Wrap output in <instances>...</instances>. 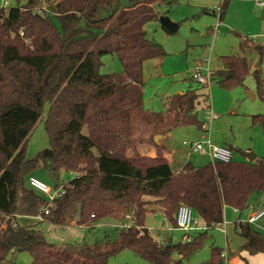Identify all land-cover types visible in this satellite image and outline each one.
I'll return each mask as SVG.
<instances>
[{
	"label": "trees",
	"instance_id": "16d2710c",
	"mask_svg": "<svg viewBox=\"0 0 264 264\" xmlns=\"http://www.w3.org/2000/svg\"><path fill=\"white\" fill-rule=\"evenodd\" d=\"M13 1L0 9V264H11L9 255L21 251L31 254L33 264H108L124 250L153 264H185L202 247L207 230L193 233L189 242L163 244L145 227L148 213L161 212L177 227L179 205L187 204L212 228L224 222L225 206L242 212L253 195L264 192V153L252 162L233 158L197 167L189 160L174 172L164 156L166 147L154 141L156 134L203 123L201 93L193 88L173 95L162 112L144 109V64L166 55L145 27L159 20L154 4L163 0ZM230 3L224 4L222 19ZM239 36L244 52L252 41ZM256 50L263 57L264 46ZM113 54L122 72H102L103 57ZM220 61L213 76L227 89L242 86L253 67L244 54L222 55ZM253 73L264 99L262 71ZM136 117L160 130L147 140L136 138ZM41 121L49 146L28 157L29 138ZM252 123L264 135V113L254 114ZM144 142L156 147L155 156L140 154ZM38 165L53 181L62 171L76 174L51 203L27 183ZM78 212L80 224L126 214L132 222L115 239L70 244L77 257L49 242L42 229L19 223L40 216L70 224ZM236 229L244 239L241 249L264 253V232L243 220ZM224 253L225 248L212 246L210 258L198 264H226L237 254Z\"/></svg>",
	"mask_w": 264,
	"mask_h": 264
},
{
	"label": "rangeland",
	"instance_id": "374dc122",
	"mask_svg": "<svg viewBox=\"0 0 264 264\" xmlns=\"http://www.w3.org/2000/svg\"><path fill=\"white\" fill-rule=\"evenodd\" d=\"M1 3L0 0V5ZM13 3V0H9L8 6ZM217 3V0H163L154 4L160 12V16H168L179 27L177 31L168 33L163 28L160 20L151 21L145 27L148 37L159 42L165 49L166 55L148 60L144 64V109L147 113L162 112L168 108L170 97L180 92L184 93L189 88L196 89L198 93H201L198 104L200 119L204 120L207 107L221 116V118L210 124L208 135L214 142H225L233 145L235 149L233 153L237 155L236 157L244 160L241 152L246 151L248 148H252V151L256 154L259 152L258 155L264 153L263 131L259 125H253L252 123L253 114L264 113V99L258 95L253 73L260 56L256 46H264V7L257 6L251 1L231 0L229 7L226 9L225 17L218 27L220 33L214 38L209 30L215 28L217 23V17L212 13ZM239 35L249 36L252 41L251 46L244 52L240 49L241 38ZM229 54H244L253 63L252 70L245 78L242 86L233 89L224 88L216 76L212 77L211 84L206 87L192 80L190 76L192 69L197 66L205 68L207 62L204 61L206 60L209 61L212 70L220 69L222 66L220 57ZM258 68L261 69L264 78V55ZM122 69V64L116 54L103 57L102 72H122ZM247 91L254 92L256 98L251 99L247 95ZM207 94L209 99H206ZM215 105L218 108L215 109ZM217 109L218 111H216ZM47 110L48 104L45 107V112ZM135 127V137L144 140H147L156 130H160V128L154 129V127L145 125L139 117L138 119L136 117ZM202 133L196 125L179 127L173 130L172 145L177 150L186 149L183 141H195L200 138ZM159 142L161 143V139ZM145 144L153 145L147 142L139 144L140 154ZM48 146L49 137L44 123L41 121L29 138L27 155L33 157ZM155 151L157 153L156 147ZM201 157L206 156L200 153L192 156L193 164L204 166L209 163V161H206L202 165L199 164L197 160ZM31 175L50 184L54 182L65 184L76 176L73 172L62 171L58 181H53L55 177L42 165H38L32 170ZM252 198H255L256 209H262L264 206V192L253 195ZM231 209V216L234 219L231 221L229 240L232 246L233 237L239 238L241 236L236 229V221L239 220L238 213L232 207ZM195 215V225L200 227V218L196 213ZM88 221L89 218L85 222ZM145 221V225L150 228L151 234L158 240L164 242L166 238L171 237L174 244L181 242L184 231L180 228H173L172 224L168 220L165 221L161 214L148 213ZM19 223L34 225L36 228L42 229L49 242L55 243L58 248L64 249L73 257H77V254L74 250L68 248L70 244L84 242L92 244L95 240L104 236L115 239L119 233L117 223L112 215L100 217L91 229L82 225L56 224L31 217L20 218ZM252 225L264 232V217L258 222L252 223ZM169 228H172V231ZM226 229V223L212 228L204 226L203 229H198L197 232L207 230V238L199 250L184 260L185 264H198L207 261L211 256L212 246L217 245L225 248ZM240 254L247 257V261L250 262L251 256L245 249H242ZM259 255H264V253ZM133 257H135V254L131 250H124L112 256L108 264H153L143 261L137 263L133 260ZM9 259L11 264H33L32 256L27 251L11 253ZM226 263H228V257ZM244 263L247 262L244 261ZM261 264H264V262Z\"/></svg>",
	"mask_w": 264,
	"mask_h": 264
},
{
	"label": "built area",
	"instance_id": "2783aa9c",
	"mask_svg": "<svg viewBox=\"0 0 264 264\" xmlns=\"http://www.w3.org/2000/svg\"><path fill=\"white\" fill-rule=\"evenodd\" d=\"M217 1H218L217 5L212 10V13L217 17V23L215 25V28L211 29V34L213 35L214 38H216L220 33L218 27L220 25V22L222 21L223 6L228 0H217ZM244 1H252L260 7H264V0H244ZM1 2L2 3L0 5V9L7 10L9 8L8 6L9 0H1ZM20 34L23 35V31H21ZM204 62H207V66L205 68L201 66L195 67L194 69H192L190 76L194 82H196L201 86L206 87L209 86L212 82L213 70L211 69L208 60ZM206 99H209L208 94L206 95ZM219 117H220L219 114L212 112L207 107L205 111V117L200 128L201 131L203 132L201 138L196 141H190V140L184 141V145L189 146L193 153H205L209 155L212 163H215L217 161L229 162L233 159V150L231 148L215 143L211 139L210 135H208L210 124ZM27 183L31 187L35 188L40 193H42L50 203L65 193L64 184L55 188L51 184L43 180H40L39 178L31 174L27 176ZM49 207L50 204L45 207L46 214L49 213ZM235 211L239 212L238 210ZM195 216H196L195 211L191 206L187 204L179 205L176 215V223H177V227L184 231V235L181 241L182 243L191 241L193 232L195 230L203 229V227L198 228L195 225L196 223ZM263 216H264V208L251 215L247 221L250 223H254L257 222ZM91 217H94V214ZM36 218L40 219L41 217L38 216ZM125 219H127L129 222H123L120 225L121 228L130 227L132 221V215L126 214ZM223 256L226 257V252L223 254Z\"/></svg>",
	"mask_w": 264,
	"mask_h": 264
},
{
	"label": "crops",
	"instance_id": "0c3cea01",
	"mask_svg": "<svg viewBox=\"0 0 264 264\" xmlns=\"http://www.w3.org/2000/svg\"><path fill=\"white\" fill-rule=\"evenodd\" d=\"M209 31L211 33V29ZM204 90H205V88H204ZM180 94H181V92H180ZM171 98L172 97H170V99H169V103H170ZM168 107H169V105H168ZM216 107L218 108V106L215 105L214 108L216 109ZM216 111H218V109ZM219 118H221V116ZM215 120L213 122H215ZM200 132H202L201 129H200ZM172 133H173V131H171V132H169L167 134H162L163 137L161 138V143L166 147V150L164 151V156L168 159V161L170 163V166H171V169L174 172H178L179 170L182 169V167L189 160L192 162V156L196 155V153H193L191 151V149H190L189 146H186V149H184V148L179 149V150L175 149L173 147L172 141H171V139L173 138ZM210 134H211V130H210ZM201 136H202V134L200 135V138H201ZM200 138H198L197 140H199ZM184 141H186V140H184ZM184 141H183V144H184ZM215 143H217L219 145L227 146V147L231 148L233 150V152H235V149H234V146L233 145L227 144L225 142H215ZM247 150H251L252 151V148H248ZM141 154L142 155L155 156L156 155L155 146L154 145H148V144L147 145L146 144L143 145V149H141ZM200 154H202L203 156H206V157H201V159H198L197 161H198L199 164L202 165V163H206V161L211 162V159H210V156L209 155H207L205 153H200ZM241 154L243 155L242 152H241ZM258 154H260V153L258 152ZM258 154H257V158L259 156H261V155H258ZM234 155H235V153H233V158L234 159H236V160H242L240 157H236L237 155H235V156ZM243 159L244 160H247V158L245 156H244ZM197 167H198V165H197ZM61 185H63V184H61ZM254 200H255V198H252L251 197L250 203H249V207L246 210L242 211V212H237L238 213V216H239V220L247 221L251 215H253L254 213H256V212H258V211H260V210H262L264 208V206H263L262 209L257 210L256 209V206H255ZM263 205H264V203H263ZM153 213L154 214H161L162 217L164 218V220L165 221L167 220L163 216V214L161 212H153ZM231 215H232V209H231V207L230 206H225V208H224V222L221 224V225H223L224 223H226V228H227L226 229V231H227V238H226V242H225V245H226L225 252H226L227 255L230 254V253H232V252H237V254L235 256L228 257V263H226V264H261V263H263L264 262V255H259V254H263V253H258V254H254V255H251V254L248 253L251 256L250 257V262L247 261V257L241 256V254H240L241 253V250H242L241 247L244 244V239L243 238H241V237H239V238L233 237V239H232L233 245L231 246V243H230V240H229L230 239V228L232 226L231 225L232 224L231 221H233V219H234V218H232ZM245 216H248V217H245ZM263 217H261V218H263ZM34 218L37 219L36 217H34ZM113 218H114V220L117 223L118 230L121 229L120 225L123 222H129L127 219H125V215L124 216L121 215L119 217L113 216ZM78 220H79V212L74 215V217H73V219H72V221H71L70 224L71 225H73V224L74 225L75 224L76 225H82V226L87 227L88 229H91V228H93L95 226V223H93L90 220L88 222H85V223H82V224H80L78 222ZM200 222H201V226L200 227H204L205 226L204 222L201 221V220H200ZM145 227L148 229L149 233L151 234L150 228L147 227L146 225H145ZM200 227H198V228H200ZM173 228H178V227L173 226ZM171 229L172 228H169L170 231H172ZM195 232H197V230H195L193 233H195ZM151 236H153V235L151 234ZM153 237L156 238L155 236H153ZM182 237H183V235H182ZM156 239L158 240V238H156ZM158 241H160V240H158ZM160 242L163 243V244H168V243L174 244L171 241V237L166 238V240L164 242L163 241H160ZM175 257L178 258V257H180V255H176ZM133 258H134L133 260L135 262H137V263L138 262H141V261L148 262V261H145L142 258L138 257L137 255H135V257H133ZM138 260H140V261H138ZM244 261H246L247 263H244ZM138 264H145V263H138Z\"/></svg>",
	"mask_w": 264,
	"mask_h": 264
},
{
	"label": "water",
	"instance_id": "95a60500",
	"mask_svg": "<svg viewBox=\"0 0 264 264\" xmlns=\"http://www.w3.org/2000/svg\"><path fill=\"white\" fill-rule=\"evenodd\" d=\"M159 20L161 21V23L171 32H175L178 30V24L173 22L168 16H160ZM262 57L259 56L258 62L255 64V68H258L260 65ZM183 92H181L182 94ZM247 95L251 98V99H255L256 98V94L254 92L251 91H247ZM163 137L162 134H157L154 137V141L156 143H159V140ZM243 155L247 158L248 161L252 162L257 158V154L254 153L251 150H246L242 152Z\"/></svg>",
	"mask_w": 264,
	"mask_h": 264
}]
</instances>
